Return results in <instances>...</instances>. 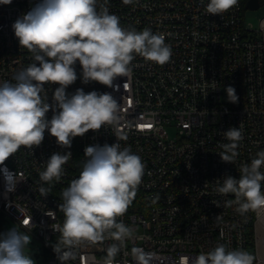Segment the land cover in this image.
<instances>
[{
    "label": "built area",
    "instance_id": "2783aa9c",
    "mask_svg": "<svg viewBox=\"0 0 264 264\" xmlns=\"http://www.w3.org/2000/svg\"><path fill=\"white\" fill-rule=\"evenodd\" d=\"M249 1L238 0L227 11L210 14L207 0H98L97 9L106 7L123 27L162 33L172 54L164 64L134 54L129 75L117 77L111 87L83 83L81 66L75 65L78 79L67 92H110L121 107L124 138L118 143L139 154L145 168L131 204L117 217L131 227V237L123 243H85L66 264H103L111 243L120 245L114 264H136L133 247L151 253V264H178L181 255L195 257L218 244L246 250L253 264H264V209L241 213L234 194L217 191L227 175L238 177L241 166L264 150V16L258 27L246 19L248 10L264 6V0H257L255 8ZM35 3L0 4V82H15L16 73L33 62L12 23ZM227 85L236 89L238 102L227 99ZM57 86L45 84L42 95L49 103ZM52 114L50 109L46 115ZM230 127H239L242 139L233 161L226 162L219 152ZM116 141L111 125L76 136L59 180L48 182L39 175L47 159L69 149L47 130L39 146H21L4 161L15 174L14 191L7 190L0 171V231L5 218H11L42 242L41 264H61L52 247L61 234L52 228L64 220L62 191L79 176L86 145Z\"/></svg>",
    "mask_w": 264,
    "mask_h": 264
},
{
    "label": "clouds",
    "instance_id": "9594fccd",
    "mask_svg": "<svg viewBox=\"0 0 264 264\" xmlns=\"http://www.w3.org/2000/svg\"><path fill=\"white\" fill-rule=\"evenodd\" d=\"M132 0H123L131 3ZM12 0H0L11 4ZM98 0H36L32 8L18 17L12 28L23 46L33 53V62L18 71L15 82H0V165L21 146H39L45 130L56 137V143L69 149L53 152L40 172L42 181L59 180L63 165L70 159L73 138L91 130L111 125L117 141L112 144L86 145L87 157L78 177L62 191L63 223H56L60 241L52 245L61 264L75 258L85 243L111 239L123 243L132 229L117 217L122 216L142 181L145 165L139 154L121 148V107L110 92L85 91L77 88L67 92L78 79L75 65L81 66L80 79L87 84L97 81L113 86L117 77H127L134 54L164 64L170 59L171 47L162 33L150 28L141 31L127 29L117 15L106 7L97 9ZM238 0H207L210 14H221ZM264 25V21L261 22ZM46 83L57 84L52 102L43 96ZM126 87V84L124 85ZM118 88V85H116ZM227 99L239 101L236 89L226 86ZM51 118L46 115L49 110ZM227 143L221 145L222 160L232 162L242 139L239 127L224 131ZM264 150L250 163L240 168L238 177L227 175L217 191L234 194L237 210L264 209ZM8 191L15 190V174L4 165ZM43 193L45 189L40 188ZM232 203V201H229ZM30 236L12 227L0 232V264H35L25 252ZM120 245L106 248L103 264H114ZM131 255L136 264H151V253L133 247ZM253 255L243 249H228L218 244L195 257L181 255L178 264H253Z\"/></svg>",
    "mask_w": 264,
    "mask_h": 264
},
{
    "label": "rangeland",
    "instance_id": "374dc122",
    "mask_svg": "<svg viewBox=\"0 0 264 264\" xmlns=\"http://www.w3.org/2000/svg\"><path fill=\"white\" fill-rule=\"evenodd\" d=\"M264 16V6L260 7L257 10H248L246 14L247 21L254 24L255 27L259 26V19ZM3 230L0 232H5L12 227H16L19 231L26 233L30 236V242L25 247V252L33 257L35 264H41L44 259L42 253V242L34 237L32 234L20 228L18 223L11 218H5V221L2 223Z\"/></svg>",
    "mask_w": 264,
    "mask_h": 264
},
{
    "label": "water",
    "instance_id": "95a60500",
    "mask_svg": "<svg viewBox=\"0 0 264 264\" xmlns=\"http://www.w3.org/2000/svg\"><path fill=\"white\" fill-rule=\"evenodd\" d=\"M249 6H250L251 8H255V7H257V6H258L257 0H250V1H249Z\"/></svg>",
    "mask_w": 264,
    "mask_h": 264
},
{
    "label": "snow or ice",
    "instance_id": "6c2138e0",
    "mask_svg": "<svg viewBox=\"0 0 264 264\" xmlns=\"http://www.w3.org/2000/svg\"><path fill=\"white\" fill-rule=\"evenodd\" d=\"M25 223L27 224V223H28V221H27V220H25Z\"/></svg>",
    "mask_w": 264,
    "mask_h": 264
}]
</instances>
